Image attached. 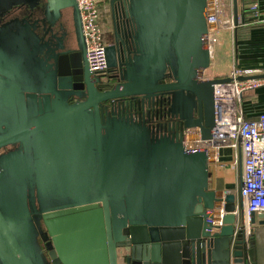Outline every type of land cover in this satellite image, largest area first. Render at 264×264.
I'll use <instances>...</instances> for the list:
<instances>
[{
	"label": "water",
	"instance_id": "1",
	"mask_svg": "<svg viewBox=\"0 0 264 264\" xmlns=\"http://www.w3.org/2000/svg\"><path fill=\"white\" fill-rule=\"evenodd\" d=\"M41 1L0 0V19L19 5L44 15L0 25V149L18 146L0 154V264H260L264 227L247 233L236 195L210 189L209 149L185 144L194 127L212 137L214 85L229 80L205 78L208 0H111L132 45L107 44L119 81L106 91L89 80L77 1ZM63 12L76 46L65 57L53 32ZM82 57L86 98L71 102ZM160 95L171 124L145 114Z\"/></svg>",
	"mask_w": 264,
	"mask_h": 264
},
{
	"label": "built area",
	"instance_id": "2",
	"mask_svg": "<svg viewBox=\"0 0 264 264\" xmlns=\"http://www.w3.org/2000/svg\"><path fill=\"white\" fill-rule=\"evenodd\" d=\"M80 9L83 32L86 40V57L90 71L95 76H107V43L103 39V29L100 24V8L98 0H76ZM248 12L256 23H261L260 0H248ZM207 45L211 56L218 44V33L223 28L233 27L234 20L224 16V9L210 12L208 10ZM212 24H219L214 27ZM252 69L234 65L228 76V81L214 85L215 97V126L212 137L201 139V130L198 128L200 139L188 147L214 148L217 152L220 147L228 146L241 149L242 152V185L240 195L247 222L251 213L264 212V111L255 118H249L242 104L245 93L264 86V77H255ZM207 78V77H205ZM243 78V79H241ZM247 225H249L247 223ZM250 232L249 229L247 233Z\"/></svg>",
	"mask_w": 264,
	"mask_h": 264
},
{
	"label": "crops",
	"instance_id": "3",
	"mask_svg": "<svg viewBox=\"0 0 264 264\" xmlns=\"http://www.w3.org/2000/svg\"><path fill=\"white\" fill-rule=\"evenodd\" d=\"M214 8L220 9L221 1L220 5L214 6ZM102 10L100 8V24L105 25L107 17ZM260 10L262 21L261 23H256L251 19L248 12V0H237L238 23L233 27L220 31L221 37L211 59V63L215 60V67L208 78L226 77L234 65L252 69L256 74H264V0H260ZM234 13L235 3L234 0H231L229 19L234 20ZM242 104L249 118H255L260 112L264 111V86L245 93L242 98ZM241 185V149H234L228 146L220 147L216 152V157L211 159L210 163V189L216 190L221 196L226 193H234L236 195V203L239 204L242 203L240 195ZM223 208L224 202H220L216 207V214L219 215L216 223L219 225L222 222ZM246 223H248L247 218ZM261 227L264 226H260L258 223L255 225L249 224L247 225V230L249 229L252 234H256V230ZM255 245L258 250V262L264 264V232L257 233V236L255 235Z\"/></svg>",
	"mask_w": 264,
	"mask_h": 264
},
{
	"label": "flooded vegetation",
	"instance_id": "4",
	"mask_svg": "<svg viewBox=\"0 0 264 264\" xmlns=\"http://www.w3.org/2000/svg\"><path fill=\"white\" fill-rule=\"evenodd\" d=\"M43 1V0H42ZM40 2V5L42 3ZM111 1V0H110ZM110 23L112 24V30L108 32H104L103 39L104 41L108 44L109 42H117L119 47L127 51L131 49V38H130V30H131V20L125 15L123 12L122 7H117L115 11L112 10V6L110 3ZM101 16V14H100ZM27 18L31 19L33 22L34 21H43L44 15L42 12L41 6L36 7L34 9L30 8L28 5H19L15 6L10 12H8L5 16H3L0 19V25L3 24L5 21H8L11 18ZM74 20L73 16L71 13L63 12L60 18L56 21V24L53 27V32L55 35V41L57 44L64 45V48L60 52H64L63 57L66 55H69L72 50V48H75L76 46L74 45V39H75V29H74ZM40 34H44L43 29H39ZM51 34L49 33L47 36H50ZM75 46V47H74ZM80 61V60H79ZM83 57L81 58L80 64L82 65L80 70H75L70 73V77L72 78L71 82L73 86L75 87L74 89L79 91V94H75L72 97H70L71 102H77L79 100L83 101L86 96L81 94L82 92L86 91L87 88V83H86V77H85V71L83 69ZM82 62V63H81ZM87 70L89 73L92 75H89V80L90 83L94 81V74L90 71L88 65L86 66ZM117 74L116 71L110 69L108 67L105 81H101L100 83H96V87L98 90L101 91H106L108 89H111L115 84L118 83L119 79L115 78V75ZM84 78V80H82ZM88 80V81H89ZM173 79L171 77L166 78L165 82H172ZM85 84V85H84ZM85 86V87H84ZM81 94V95H80ZM168 97V96H167ZM165 95L160 96H155L152 98V100L149 102L148 105L150 107L145 109V114L147 116V113H150V117L154 122L158 123H170L171 120L169 118L164 117V112H165V99L167 98ZM160 100V101H159ZM162 100L164 101L162 104ZM150 110V112H148ZM186 133L187 131L184 130ZM18 146L15 145H10L5 148L0 149V154L5 153L11 149H15Z\"/></svg>",
	"mask_w": 264,
	"mask_h": 264
},
{
	"label": "rangeland",
	"instance_id": "5",
	"mask_svg": "<svg viewBox=\"0 0 264 264\" xmlns=\"http://www.w3.org/2000/svg\"><path fill=\"white\" fill-rule=\"evenodd\" d=\"M230 3H231V0H221V4L223 5V9H224V16L226 18H229V16H230V14H229V5H230ZM98 4L100 5L99 8L103 9L102 11H103V13H105V16L107 17V21H105V25L101 24L103 32L111 31L112 30V27H111L112 24L110 23V13H111V11H110V2H109V0H98ZM223 29H227V28H223ZM220 31H219V33H220ZM219 33H218V41L220 40V37H221V35ZM219 46H220V42H219ZM214 62H215V60H214ZM214 62L212 61L210 67L205 71V76L207 78H208V76L211 75L212 70L215 67L214 66ZM197 129L198 128H195L193 130L197 131Z\"/></svg>",
	"mask_w": 264,
	"mask_h": 264
},
{
	"label": "bare ground",
	"instance_id": "6",
	"mask_svg": "<svg viewBox=\"0 0 264 264\" xmlns=\"http://www.w3.org/2000/svg\"><path fill=\"white\" fill-rule=\"evenodd\" d=\"M221 0H208V10L210 12H214L219 10V8H214V6L220 5ZM222 7V4H221ZM221 10V8H220ZM219 24H212V26L216 27ZM200 134L196 130H190L186 136V145L193 146L199 139ZM210 158L214 159L216 157V150L214 148H210L209 150Z\"/></svg>",
	"mask_w": 264,
	"mask_h": 264
}]
</instances>
